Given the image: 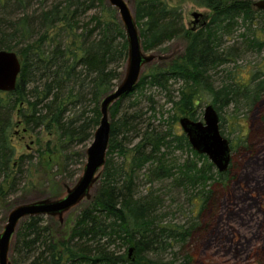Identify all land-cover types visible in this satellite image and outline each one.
<instances>
[{"label":"trees","instance_id":"trees-1","mask_svg":"<svg viewBox=\"0 0 264 264\" xmlns=\"http://www.w3.org/2000/svg\"><path fill=\"white\" fill-rule=\"evenodd\" d=\"M104 1L0 0V48L14 51L20 60L15 89L0 91L1 200L37 184L30 178L31 166L43 169V186L48 176L74 183L99 123L100 101L113 90L127 57L122 25ZM192 1L212 11L194 30L184 27L180 8L167 0H133L144 51L164 53L165 44L176 37L185 38V46L161 66L142 72L135 88L110 106L106 160L91 198L63 223L50 216L22 219L11 245V264H192L189 255L179 259L174 248L199 223L193 216L184 223L170 218L172 204L166 200L176 206L178 194L189 193L190 215L196 205L199 212L214 205L213 185L231 181V161L226 172L214 169L182 131L150 123L135 110V101L117 116L122 100L135 91L169 92L177 81L176 95L168 94L166 124L180 115L197 120L204 96L212 98L218 112L222 105L244 104L264 92V77L248 86L229 73L230 81L219 89L209 78L211 70L236 62L238 48L224 47V37L254 20V13L262 19L263 12L253 7V0ZM239 36L244 40V30ZM249 44L262 46L264 40ZM18 126L35 137V150L17 154L13 139ZM42 132L49 136L45 142ZM174 150L193 158L178 162ZM60 194L58 187L47 196Z\"/></svg>","mask_w":264,"mask_h":264},{"label":"rangeland","instance_id":"rangeland-1","mask_svg":"<svg viewBox=\"0 0 264 264\" xmlns=\"http://www.w3.org/2000/svg\"><path fill=\"white\" fill-rule=\"evenodd\" d=\"M126 1L133 10V0ZM167 1L180 8L182 23L188 30L200 27V23L204 20L207 21L212 13L210 9L198 6L192 0ZM104 2L107 6L109 5L107 0ZM193 12L202 14L200 22L196 24L193 23ZM113 14L118 19L115 9ZM254 16L256 17L254 20L249 23L245 22L243 26L241 23L238 24L233 34L224 37L223 46L226 48L235 46L238 48V56H236V62L225 63L209 72L214 89H219L230 81V77H227L229 73L233 74L232 80L237 81L243 78L244 84H248V86H253L264 77V45L249 46L251 39L264 40L263 14L262 19L257 18V13H254ZM243 30L244 40L239 36ZM246 36L249 39H246ZM185 43V38L176 37L165 44L166 51L164 53L153 52L157 54L181 53ZM162 62L155 59L152 63L145 65L142 72H147L151 66H161ZM124 68L125 62L115 86L122 79ZM180 84L181 82L178 81L171 83L169 92L157 88H146L142 92L135 91L122 100L117 116L127 109L130 102L135 101L136 109L134 107L133 109L138 113L141 112L142 117L149 119L150 123L156 126L161 125L163 129L170 127L176 131H182L178 119H169V124L165 122L170 115V112H167L170 107L167 102L168 94L176 95ZM209 103L212 104V98L204 96L201 107L198 109L197 120L203 119L204 106ZM217 105L219 106L220 103ZM129 111L132 109L130 108ZM218 112L220 131L223 136L229 139L233 150L231 151L232 179L225 185H213L216 192V203L207 206L201 212L198 211L196 205L193 208L194 213L191 215L188 211L189 204L187 205L189 193L180 192L178 194L180 204L176 206L170 198H167L166 204L168 206L172 204L167 208L172 212L173 217L169 216L170 218L184 223L190 216H193L199 223L198 229L191 234L190 238L175 247L174 251L179 252V259L189 255L192 258V264H264V92L256 100L244 99V104L240 101L222 105ZM48 137L45 132H42V142H45ZM13 142L17 147V154L31 149L35 150L38 147L35 137L22 132L21 126H18ZM114 156L117 158L116 154ZM172 156L178 162H182L187 157L193 158L190 153L184 150H174ZM30 168V178L37 184L5 199H0V231L6 222L8 211L13 206L44 198L58 187L61 194H64L63 187L72 185L70 184L72 181H69L70 183L63 182L60 176L56 178L48 176L45 179L46 186H43V182L40 181L45 174L43 169L41 170L37 166ZM81 170L82 166H80L78 175ZM160 186L156 185L155 187L159 188ZM83 204L85 202L80 205Z\"/></svg>","mask_w":264,"mask_h":264},{"label":"water","instance_id":"water-1","mask_svg":"<svg viewBox=\"0 0 264 264\" xmlns=\"http://www.w3.org/2000/svg\"><path fill=\"white\" fill-rule=\"evenodd\" d=\"M107 3L116 10L126 37L127 57L123 77L113 90L105 94L100 101L99 123L93 132L90 143L85 148L82 170L74 183L63 187L64 194L45 196L38 200L19 203L8 211L6 222L0 231V264H11V245L22 219L30 216H50L63 223L70 211L91 198L95 183L106 160L111 127L110 106L135 88L145 65L152 63L155 59L166 61L178 54L175 52L157 54L153 51H144L134 11L128 2L126 0H107ZM253 6L263 12L262 27L264 29V0H254ZM192 16L193 23L196 24L200 22L202 14L193 12ZM205 22L204 20L200 24L203 25ZM194 29L193 27L192 30ZM19 72L18 55L14 51L0 48V91L14 90ZM178 123L191 148L198 154L206 155L219 172H226L231 157L230 141L220 132V117L213 104L209 103L204 106L202 120H193L182 116ZM132 250V247L128 249L129 255Z\"/></svg>","mask_w":264,"mask_h":264},{"label":"flooded vegetation","instance_id":"flooded-vegetation-1","mask_svg":"<svg viewBox=\"0 0 264 264\" xmlns=\"http://www.w3.org/2000/svg\"><path fill=\"white\" fill-rule=\"evenodd\" d=\"M230 161H231V157H230Z\"/></svg>","mask_w":264,"mask_h":264}]
</instances>
